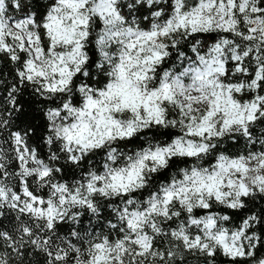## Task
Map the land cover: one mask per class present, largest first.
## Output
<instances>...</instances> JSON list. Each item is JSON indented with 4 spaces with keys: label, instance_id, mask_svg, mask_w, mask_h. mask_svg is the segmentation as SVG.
Here are the masks:
<instances>
[{
    "label": "snow or ice",
    "instance_id": "snow-or-ice-1",
    "mask_svg": "<svg viewBox=\"0 0 264 264\" xmlns=\"http://www.w3.org/2000/svg\"><path fill=\"white\" fill-rule=\"evenodd\" d=\"M0 264H264V0H0Z\"/></svg>",
    "mask_w": 264,
    "mask_h": 264
}]
</instances>
